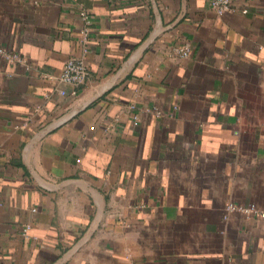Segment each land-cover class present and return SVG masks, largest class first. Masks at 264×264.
<instances>
[{"label":"crops","instance_id":"0c3cea01","mask_svg":"<svg viewBox=\"0 0 264 264\" xmlns=\"http://www.w3.org/2000/svg\"><path fill=\"white\" fill-rule=\"evenodd\" d=\"M0 264H264V0H0Z\"/></svg>","mask_w":264,"mask_h":264},{"label":"built area","instance_id":"2783aa9c","mask_svg":"<svg viewBox=\"0 0 264 264\" xmlns=\"http://www.w3.org/2000/svg\"><path fill=\"white\" fill-rule=\"evenodd\" d=\"M233 0H210V7L219 15H224L229 13L232 10ZM245 12V11H244ZM83 20H87V16L84 12H81ZM87 22V21H86ZM87 35V30L85 31ZM176 54L179 57L188 56L189 49L187 47L177 48L175 50ZM89 72L87 66L81 60H68L61 71L59 76V81L64 84H68L74 87L72 94H76V88L83 83L88 78ZM233 211L244 212L245 214H250L254 212L252 207L242 208L240 206L229 204L226 207V212L230 213ZM26 228L25 231H27Z\"/></svg>","mask_w":264,"mask_h":264}]
</instances>
